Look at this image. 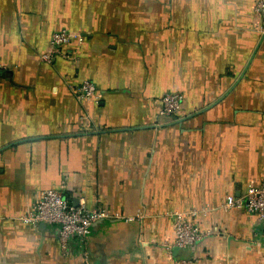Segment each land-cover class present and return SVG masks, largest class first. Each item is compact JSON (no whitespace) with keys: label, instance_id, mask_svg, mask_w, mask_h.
<instances>
[{"label":"crops","instance_id":"1","mask_svg":"<svg viewBox=\"0 0 264 264\" xmlns=\"http://www.w3.org/2000/svg\"><path fill=\"white\" fill-rule=\"evenodd\" d=\"M258 1L0 0V264H264L263 225L223 207L264 180ZM62 28L76 59L41 60ZM84 80L99 103L74 94ZM48 188L120 215L92 226L88 256L19 220ZM193 209L213 233L181 249L173 214Z\"/></svg>","mask_w":264,"mask_h":264},{"label":"built area","instance_id":"2","mask_svg":"<svg viewBox=\"0 0 264 264\" xmlns=\"http://www.w3.org/2000/svg\"><path fill=\"white\" fill-rule=\"evenodd\" d=\"M256 13L262 18L264 35V0H259L255 5ZM70 30L62 28L54 31L49 40L48 52L41 54L43 61L53 62L56 57L63 56L76 59V55H69L65 47L72 40ZM74 94L81 102L99 103L102 94L90 80L82 81L73 89ZM184 94L179 91H169L161 97L159 114L163 118L176 120L183 113ZM226 209L245 208L250 214L256 216L264 230V180L259 185H251L240 197L229 195L223 205ZM204 213L205 211L202 210ZM200 214L199 210L193 209L188 212L174 213V244L181 249H190L211 235V230L201 229L193 218ZM120 215L113 213L105 206L88 208L85 204H72L61 190L48 188L41 192L40 197L33 202L30 210L19 220L34 229H38L41 223L57 226L61 250L65 256L73 254L72 246L77 247L86 257L88 256L87 240L92 226L105 219L119 218ZM133 220L134 218H127Z\"/></svg>","mask_w":264,"mask_h":264},{"label":"water","instance_id":"3","mask_svg":"<svg viewBox=\"0 0 264 264\" xmlns=\"http://www.w3.org/2000/svg\"><path fill=\"white\" fill-rule=\"evenodd\" d=\"M264 41V35L262 36V39H261V41H260V43H259V46L262 44V42ZM258 46V47H259ZM42 224V223H41Z\"/></svg>","mask_w":264,"mask_h":264}]
</instances>
